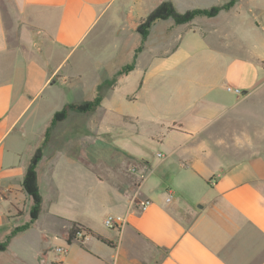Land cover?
Here are the masks:
<instances>
[{"label":"crops","instance_id":"crops-1","mask_svg":"<svg viewBox=\"0 0 264 264\" xmlns=\"http://www.w3.org/2000/svg\"><path fill=\"white\" fill-rule=\"evenodd\" d=\"M162 1L0 0V223L8 224L2 241L30 219L32 200L23 189V179L53 116L35 145L25 147L34 118L45 109L48 99L27 118L29 112L49 87L80 84L83 72L100 70L121 52L131 50L125 41L135 33L139 36L141 20ZM170 1L183 12L229 0ZM235 8L241 10L243 5L236 3L213 17H197L192 25L176 24L172 18L155 22L135 68L119 78L111 93L102 94L105 103V97L117 91L119 81L138 69L142 71L140 88L156 77L164 79L167 101L164 106L152 107L154 126L147 133L148 139L160 146L155 153L139 156L121 149L115 139L139 133L138 117L110 109L111 114L106 115L115 120V127L73 137L72 148L56 151L46 164L49 141L37 168L42 197L44 169L57 189L56 203L61 205L67 198L73 210L51 214L61 228L55 233L56 257L43 264H264V128H235L236 123L246 124L254 116L236 109H242L259 86L231 71L232 65L223 56L212 70L207 67L211 57L204 56L208 73L202 79L193 78L194 69L185 65L182 52V40L194 36L209 47L218 43L230 47L226 41L231 36L222 24L230 20ZM257 60L264 70V53L257 55ZM121 67L117 66L116 72ZM56 76L61 77L55 80ZM229 80L241 94L226 96L231 92L227 88L232 87ZM220 87L226 95L219 92ZM135 95L126 97L136 101ZM120 119L129 124L122 126L117 123ZM114 130L116 138L108 145L107 138ZM98 136L101 139L96 143L101 146L94 150L93 138ZM65 155L74 161H63ZM136 159L143 162L142 169L135 170L136 177H141L137 190L132 189V182L105 176L108 172L117 175L114 167L130 168L126 161ZM74 165L79 176L88 172L93 178L91 185H64L63 179L69 181ZM104 186L109 189L107 195L94 194ZM77 187L79 190L71 191ZM78 192L84 201L94 198L102 208L91 211L82 206ZM144 200L150 203L141 210ZM198 203L202 206L197 207ZM21 208L24 213L16 216ZM45 209L43 198L40 216ZM183 212L192 218L186 221ZM110 214L125 217V224L106 226L104 220ZM74 225L92 232L83 240L69 242ZM50 249L45 248L44 257Z\"/></svg>","mask_w":264,"mask_h":264},{"label":"rangeland","instance_id":"rangeland-1","mask_svg":"<svg viewBox=\"0 0 264 264\" xmlns=\"http://www.w3.org/2000/svg\"><path fill=\"white\" fill-rule=\"evenodd\" d=\"M237 3H241L243 8L241 10L235 8L231 11L230 20H227L222 24V27L223 25L226 26L225 30H227V34L231 36L226 41L228 45L230 44V47H226L227 45L223 43H218L219 46L209 47L206 42L199 37H187L182 40V52L183 55L186 56L184 63L190 69H194V71H191L193 78L196 76L198 79H202L205 74L207 75V69L210 68V70H212V67H214L216 65L215 63L218 61V57L223 56L227 63L232 65L231 71L240 73L244 81L259 86L255 91V94L252 95L251 99L242 106V109L239 108L240 106L236 109L238 111L247 110L254 116H252L246 124L239 122L236 123L235 128H264V70L257 60V55L264 53V0H240ZM204 16L207 15L198 14L193 18V20L197 17ZM193 20L187 23H191L190 25H192ZM125 43L128 48L131 46V50L121 52L115 59L107 63L100 70L83 72L82 79H78L80 84H74V86L72 85L69 87H60V84L57 83L56 85L49 87V89L43 93V97L29 112L27 118L30 117L31 113L37 111L36 109L42 100L46 101L48 99L49 102L46 104L45 109L38 114L37 118H34L29 135L27 136L26 141H24L25 147L35 145L42 130L46 128L50 117L64 104L73 101L92 99L101 93H111L119 78L125 75L122 74L120 76H115L117 73V66L124 67L126 64L131 63L135 48L140 46L141 43L145 45L146 41L142 42L140 34L138 36L135 33L132 37L128 38ZM208 55L211 58H209L210 61L207 64V68L203 66L202 61L203 57ZM214 56H216L215 59L213 58ZM141 75L142 71L138 69L134 70L128 77H123L119 81L117 91L110 96H106L105 103H102L101 106L95 108L94 110L81 115L74 114L79 113L78 111H70L69 115H73L70 121L67 122L66 120V122L58 124V128H54L52 130V137L46 153V164L50 163L51 158L54 159L56 151L62 152L70 150L72 148L71 139L73 137H84V135L87 134V131L96 134V132L106 126L115 127V120H109L110 118H107V115L111 114L107 109L118 111L119 115L138 117L140 127L139 133L128 138H116L115 130L110 132L109 135L111 137L107 138L106 141L108 145L114 142V138H116L115 142L121 149L139 156H148L159 150L160 146L151 142V140L147 137V133H149L154 126L152 123V114L154 113L152 107L164 106L167 101L163 88L164 79L156 77L147 82L146 86H142L140 88L138 85V79ZM59 77L61 76H56L55 80H59ZM197 78H195V80H197ZM214 79L215 77L212 76L210 80L213 81ZM229 84L233 88H238L233 85L230 80ZM99 85L102 86L98 87ZM219 92L226 95V92H224L221 87ZM131 93H136V101H130L127 99L126 96ZM226 96L234 97V93L228 92ZM27 118H25L23 123L27 121ZM117 123H120L122 126L129 124L127 120L122 119L118 120ZM20 128H22V126H20ZM100 139L101 138L99 136L97 138H93L92 145L94 146V150H97V147L100 148L101 144L96 143V141L99 142ZM39 144H41V142ZM102 144V146H104L105 143ZM52 155L54 157H51ZM85 160L89 162V159ZM63 161H74V159L68 158L65 155ZM128 162L126 161L127 165H131L130 168L126 166L125 170L123 167H114L113 170L117 173V175H114L112 172H108L109 175L105 173V176H110L114 179L119 178L120 181H124L125 183L132 182V189L135 190L138 188L139 179L141 178L139 175V178L136 177L137 174L135 170H141L143 162L140 159ZM75 168L79 170L77 165H74L72 174H70L68 178L69 181L67 179L64 181L63 179L65 186H69V183L76 186H86L93 183V178L89 177L87 171H84L79 176V173H77ZM41 186L43 188V198L46 205L45 211L40 216V219L33 223L28 230L17 235L5 251H0V264H43L45 260L52 258V256L56 257L55 246L58 242V236L55 233L61 228V225L54 222L51 214L55 213V210L72 213L73 209L70 205H68L67 198L63 200L64 203L61 205L56 203L58 198L57 189L51 185L48 175L44 169L41 172ZM168 186L170 187L171 185ZM77 190H79L78 187L71 189V191ZM95 193L98 195H107L109 193V189L107 186H104L101 191H94V194ZM77 196L78 202L91 211L102 208L100 203L95 201L94 198L87 202L84 201V198L79 197V192L77 193ZM29 203L30 200L27 201V204ZM200 206H202V203L197 204V207ZM23 213L24 209L19 210V212H16L15 215L20 216ZM183 217L186 221H189L192 218L190 214H186L185 212H183ZM7 226L8 224L0 223V241L3 239V233L6 231ZM44 236H47L48 239H45ZM86 236H88V234L83 231L81 235H76V238L83 240ZM47 247H51V249L47 252V257H44L43 251Z\"/></svg>","mask_w":264,"mask_h":264},{"label":"trees","instance_id":"trees-1","mask_svg":"<svg viewBox=\"0 0 264 264\" xmlns=\"http://www.w3.org/2000/svg\"><path fill=\"white\" fill-rule=\"evenodd\" d=\"M238 1L239 0H229L223 4L214 5L210 8H195L189 9L185 12H180L177 10L172 1L164 0L158 6H156L144 19L141 20L140 24L137 27V32L140 34L142 42H144L148 38L153 24L159 20H166L172 18L176 24H183L190 22L198 14L213 17L218 15L222 10H227L233 7ZM142 49L143 43H141V45L135 50L134 57L131 63H128L124 67L119 69L115 76L127 74L132 71L135 68L136 57ZM102 101L103 95L101 93L93 99L84 100L80 102H69L53 114L49 125L43 135L42 142L37 147L23 179V189L32 200V205L30 208V219L28 222L15 227L8 235H6L3 241H0V251H5L14 236L17 235L19 232H23L30 228V226L37 221L41 214L43 206V197L38 184L37 168L40 160L43 157L44 150L52 137V130L58 124L67 120L70 111L87 113L101 106ZM111 149H114V147H111ZM81 231H84L88 234L92 232V230L89 228L86 230L83 227H80L79 225H74L69 231V242L76 238V235ZM98 238L107 243L108 245L114 246V243L112 241H109L108 239H105L100 235L98 236Z\"/></svg>","mask_w":264,"mask_h":264},{"label":"built area","instance_id":"built-area-1","mask_svg":"<svg viewBox=\"0 0 264 264\" xmlns=\"http://www.w3.org/2000/svg\"><path fill=\"white\" fill-rule=\"evenodd\" d=\"M227 89H228V91L234 92L235 94H241L242 93L241 89H239V88L228 87ZM158 156L162 157L163 154L158 153ZM168 200H170V198ZM149 203H150L149 200L142 201L140 209L141 210L145 209ZM125 221H126V219L123 216L110 214L105 218L104 223L106 226H108L110 228H120L121 226H123L125 224ZM82 233H83V231L79 232L77 235H81ZM58 251L63 252L64 249L58 248Z\"/></svg>","mask_w":264,"mask_h":264}]
</instances>
